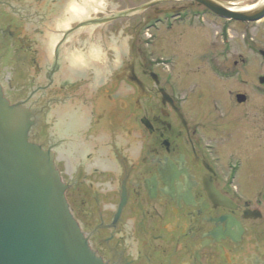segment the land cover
<instances>
[{
    "label": "flooded vegetation",
    "instance_id": "1",
    "mask_svg": "<svg viewBox=\"0 0 264 264\" xmlns=\"http://www.w3.org/2000/svg\"><path fill=\"white\" fill-rule=\"evenodd\" d=\"M138 9L141 46L126 56L114 25L136 12L115 15L114 0H0L3 94L30 112L29 139L53 154L71 214L106 264H264V17L199 0Z\"/></svg>",
    "mask_w": 264,
    "mask_h": 264
},
{
    "label": "water",
    "instance_id": "2",
    "mask_svg": "<svg viewBox=\"0 0 264 264\" xmlns=\"http://www.w3.org/2000/svg\"><path fill=\"white\" fill-rule=\"evenodd\" d=\"M148 1L114 0L115 15H138ZM199 1L217 14L242 21L264 17V5L233 11ZM113 39L118 54L123 48L128 55L132 36L121 27ZM33 123L27 108L11 104L0 85V264H106L71 214L53 154L30 141Z\"/></svg>",
    "mask_w": 264,
    "mask_h": 264
},
{
    "label": "rangeland",
    "instance_id": "3",
    "mask_svg": "<svg viewBox=\"0 0 264 264\" xmlns=\"http://www.w3.org/2000/svg\"><path fill=\"white\" fill-rule=\"evenodd\" d=\"M235 2H239V0H234ZM254 3V0L247 2L246 0H241V4L240 7L243 6H249L252 5ZM148 15V13H140L138 15H134V16H128L123 18L120 21L115 22V28H114V32L117 31L119 28H121V24H125L128 23L130 25V27L126 30L127 34L132 36L131 39V44H130V49H129V54L133 55V53H136L137 48L140 47L141 45L137 42V39H135V46L133 47V35L135 34V29H133V26H136L138 24L139 21L143 20L146 16ZM233 29H234V34L235 36H248V32L245 30L244 25H239V24H234L233 25ZM264 30V22L260 23L257 25V29L255 30L257 32V44H263L264 43V38H262V32ZM186 41L188 43H190L192 45L193 48L197 47V38L196 35L194 33H190L186 35ZM264 45V44H263ZM152 50L155 52V50L152 48ZM174 48L172 47V45H168L166 47V49L164 50V53H169L171 51H173ZM244 50V49H243ZM128 56V55H127ZM244 145H239L238 143H231V148L234 149L237 153H239L243 158L247 157V152L244 149ZM261 155V153L259 154ZM264 158V156H263ZM263 164V162H261V159H259L258 157L255 158L254 163H252V170L255 172H258L260 170L261 165ZM248 161L247 164L244 165L245 167L243 168V171L248 169Z\"/></svg>",
    "mask_w": 264,
    "mask_h": 264
},
{
    "label": "bare ground",
    "instance_id": "4",
    "mask_svg": "<svg viewBox=\"0 0 264 264\" xmlns=\"http://www.w3.org/2000/svg\"><path fill=\"white\" fill-rule=\"evenodd\" d=\"M262 1V0H261Z\"/></svg>",
    "mask_w": 264,
    "mask_h": 264
}]
</instances>
